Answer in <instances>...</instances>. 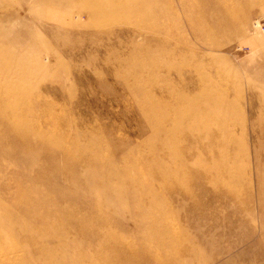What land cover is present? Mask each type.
<instances>
[{
    "label": "rangeland",
    "instance_id": "obj_1",
    "mask_svg": "<svg viewBox=\"0 0 264 264\" xmlns=\"http://www.w3.org/2000/svg\"><path fill=\"white\" fill-rule=\"evenodd\" d=\"M264 0H0V264H264Z\"/></svg>",
    "mask_w": 264,
    "mask_h": 264
},
{
    "label": "built area",
    "instance_id": "obj_2",
    "mask_svg": "<svg viewBox=\"0 0 264 264\" xmlns=\"http://www.w3.org/2000/svg\"><path fill=\"white\" fill-rule=\"evenodd\" d=\"M255 25L257 26V27H259L262 31H264V21L262 22L261 20H256L255 21Z\"/></svg>",
    "mask_w": 264,
    "mask_h": 264
}]
</instances>
